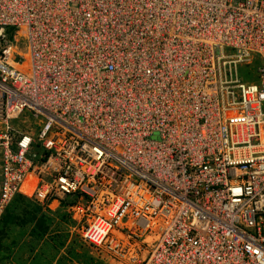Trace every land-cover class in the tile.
I'll return each instance as SVG.
<instances>
[{"label": "built area", "instance_id": "obj_1", "mask_svg": "<svg viewBox=\"0 0 264 264\" xmlns=\"http://www.w3.org/2000/svg\"><path fill=\"white\" fill-rule=\"evenodd\" d=\"M0 179L116 262L264 264V0H0Z\"/></svg>", "mask_w": 264, "mask_h": 264}, {"label": "rangeland", "instance_id": "obj_2", "mask_svg": "<svg viewBox=\"0 0 264 264\" xmlns=\"http://www.w3.org/2000/svg\"><path fill=\"white\" fill-rule=\"evenodd\" d=\"M10 212L15 216L13 221L0 225V259L4 264H137L116 262L82 244L61 222L59 211H46L20 200Z\"/></svg>", "mask_w": 264, "mask_h": 264}, {"label": "trees", "instance_id": "obj_3", "mask_svg": "<svg viewBox=\"0 0 264 264\" xmlns=\"http://www.w3.org/2000/svg\"><path fill=\"white\" fill-rule=\"evenodd\" d=\"M20 200H23V201H25V202H31V201H27V199H25V198H22V197H19L16 201H15V203H17L18 201H20ZM13 206V207H12ZM10 208L11 209H13L14 208V204L12 205ZM9 208V210H8V212H6V214L4 215V217L2 218V220H1V222H0V225H2V226H4V225H8V224H10L12 221H13V219H14V215L12 214V212H10L11 211V209ZM58 214H59V216H60V218H61V222H63V224H65L66 223V225L69 227L71 224H70V222H69V220H68V218H67V216L64 214V213H62V211H59L58 212ZM0 262L1 263H3V261L0 259ZM4 264V263H3Z\"/></svg>", "mask_w": 264, "mask_h": 264}, {"label": "bare ground", "instance_id": "obj_4", "mask_svg": "<svg viewBox=\"0 0 264 264\" xmlns=\"http://www.w3.org/2000/svg\"><path fill=\"white\" fill-rule=\"evenodd\" d=\"M206 1V0H205ZM208 2V1H207ZM202 22H200L199 24V29H206L208 28L210 25H209V20L207 18H203V20H201ZM199 22V21H198ZM207 24V25H206ZM214 33V32H213ZM211 33V34H213ZM20 49V47L17 48V50ZM252 67V66H251ZM8 212V211H7Z\"/></svg>", "mask_w": 264, "mask_h": 264}, {"label": "crops", "instance_id": "obj_5", "mask_svg": "<svg viewBox=\"0 0 264 264\" xmlns=\"http://www.w3.org/2000/svg\"><path fill=\"white\" fill-rule=\"evenodd\" d=\"M0 185H1V179H0Z\"/></svg>", "mask_w": 264, "mask_h": 264}]
</instances>
